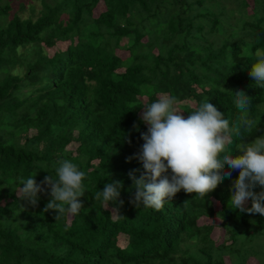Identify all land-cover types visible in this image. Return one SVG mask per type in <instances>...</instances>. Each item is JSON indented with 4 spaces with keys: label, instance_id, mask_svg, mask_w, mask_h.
I'll return each mask as SVG.
<instances>
[{
    "label": "trees",
    "instance_id": "1",
    "mask_svg": "<svg viewBox=\"0 0 264 264\" xmlns=\"http://www.w3.org/2000/svg\"><path fill=\"white\" fill-rule=\"evenodd\" d=\"M32 1L0 0V264H264V216L228 205L238 170L159 211L129 203L128 175L144 172L130 158L148 128L142 108L162 94L185 118L208 100L230 127L256 122L222 155L264 136V88L248 75L264 51V0L251 13L248 0H40V11ZM237 89L249 108L235 107ZM62 160L85 173V195L78 215L55 220L49 194L31 207L16 192L35 172L38 184L56 177ZM111 181L123 184L120 215L94 198Z\"/></svg>",
    "mask_w": 264,
    "mask_h": 264
},
{
    "label": "clouds",
    "instance_id": "2",
    "mask_svg": "<svg viewBox=\"0 0 264 264\" xmlns=\"http://www.w3.org/2000/svg\"><path fill=\"white\" fill-rule=\"evenodd\" d=\"M255 56L257 62L248 75L264 88V51L256 50ZM232 93L237 109L249 108L250 99L242 90ZM178 103L175 97L162 94L142 108L140 119L148 128L141 137L144 141L141 151L130 159H138L144 172L139 178L137 170L128 173L135 188L129 203L136 208L143 206L159 211L166 200L181 191L207 197L225 178H231L233 170H238V178L230 188L228 205L241 213L264 216V136L249 144L240 143L235 149L238 155H222L233 143L232 136H241V127L251 130L257 126L256 122L241 118L239 124L230 127L229 121L208 100L185 118ZM127 142L131 143L130 140ZM225 165L229 170H223ZM35 176L36 172L21 181L22 186L16 192L20 200L36 207L40 194H49L44 212L56 213L55 220L80 213L83 209L80 198L85 195V173L77 165L62 160L56 169V177L46 175L39 184ZM258 187L261 191H253ZM122 188V182L111 181L94 198L101 200L105 209L111 205V211L120 215L124 203L120 199ZM249 200L251 207H245Z\"/></svg>",
    "mask_w": 264,
    "mask_h": 264
},
{
    "label": "rangeland",
    "instance_id": "3",
    "mask_svg": "<svg viewBox=\"0 0 264 264\" xmlns=\"http://www.w3.org/2000/svg\"><path fill=\"white\" fill-rule=\"evenodd\" d=\"M249 4H250V8H248L249 13L252 12V6H253V0H248ZM229 3V2H228ZM227 3V4H228ZM31 4H33L35 6V8L40 11L42 9V5H41V1L40 0H33L31 2ZM18 6L15 5V8ZM229 6V4H228ZM102 11H104V7L103 6H98L95 10V14L99 15ZM31 11L29 10V8H27V10L23 11L21 13L23 18H27L31 15ZM66 49V45L65 44H59L58 46L52 48V49H48V54L52 55L55 51H59V50H65ZM117 53L121 56H126V51H122V50H117ZM190 104H193L192 102H187ZM201 224H213V225H219L220 221L218 219H208V220H201L200 221ZM213 237H215L216 239H218L219 241H221V239L223 238V231L220 228H216L214 233H213Z\"/></svg>",
    "mask_w": 264,
    "mask_h": 264
}]
</instances>
